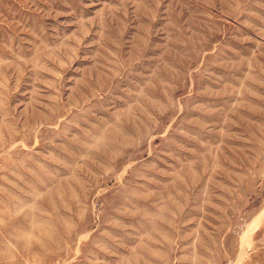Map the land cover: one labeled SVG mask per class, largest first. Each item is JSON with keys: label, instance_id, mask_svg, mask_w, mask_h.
Segmentation results:
<instances>
[{"label": "rangeland", "instance_id": "374dc122", "mask_svg": "<svg viewBox=\"0 0 264 264\" xmlns=\"http://www.w3.org/2000/svg\"><path fill=\"white\" fill-rule=\"evenodd\" d=\"M0 264H264V0H0Z\"/></svg>", "mask_w": 264, "mask_h": 264}, {"label": "bare ground", "instance_id": "6f19581e", "mask_svg": "<svg viewBox=\"0 0 264 264\" xmlns=\"http://www.w3.org/2000/svg\"><path fill=\"white\" fill-rule=\"evenodd\" d=\"M153 214V213H152ZM154 215V214H153Z\"/></svg>", "mask_w": 264, "mask_h": 264}]
</instances>
